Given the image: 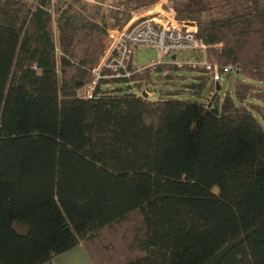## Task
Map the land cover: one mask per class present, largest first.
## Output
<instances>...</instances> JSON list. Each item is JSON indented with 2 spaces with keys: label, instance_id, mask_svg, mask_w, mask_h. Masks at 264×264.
I'll return each mask as SVG.
<instances>
[{
  "label": "trees",
  "instance_id": "obj_1",
  "mask_svg": "<svg viewBox=\"0 0 264 264\" xmlns=\"http://www.w3.org/2000/svg\"><path fill=\"white\" fill-rule=\"evenodd\" d=\"M159 1L0 0V264L77 247L92 264H264V0H171L205 51L79 94L107 30ZM162 81L179 89L142 97Z\"/></svg>",
  "mask_w": 264,
  "mask_h": 264
},
{
  "label": "built area",
  "instance_id": "obj_2",
  "mask_svg": "<svg viewBox=\"0 0 264 264\" xmlns=\"http://www.w3.org/2000/svg\"><path fill=\"white\" fill-rule=\"evenodd\" d=\"M131 20V19H130ZM129 20V21H130ZM141 47H150L157 51L159 57L168 58V62L181 64L182 56L202 53L206 49L205 42L199 37V26L196 22L179 21L176 18L171 0H168L166 8L158 12L148 13L138 17L128 26L120 30L107 32V39L99 65L92 71L90 81L80 89L82 98L90 99V94L95 90L102 72L110 78H127L129 64H132L134 51ZM174 57V60H171ZM186 63L193 67H204L205 71L211 72L213 81H220L219 69L209 65L206 61L195 62L190 60ZM156 64L140 70L153 69ZM229 68L224 69L226 73Z\"/></svg>",
  "mask_w": 264,
  "mask_h": 264
},
{
  "label": "rangeland",
  "instance_id": "obj_3",
  "mask_svg": "<svg viewBox=\"0 0 264 264\" xmlns=\"http://www.w3.org/2000/svg\"><path fill=\"white\" fill-rule=\"evenodd\" d=\"M83 1L88 3V5H90V6H94V5L98 4L97 1H100V0H83ZM102 1L104 2L102 6L104 8H107L108 7L107 6L108 0H102ZM167 3H168V0H160L156 4L150 6L146 9H142L140 11L133 12L131 14V20L124 27L128 26L132 21H135L138 17H141V16L146 15L148 13L158 12V11H160V9L166 8ZM111 30H113V29H108L107 32L111 31ZM106 39H107V37H106ZM105 44H106V42L104 43V46H105ZM131 62H132V67L134 69H138V68L140 69V68H144L147 66H151L153 64L166 63V62H168V58L159 57L157 51L153 48L141 47V48H138L134 51V53L132 55V61ZM185 76L188 78L185 79L183 81V83H190L192 81L191 77H194L195 74L194 73H186ZM163 82L164 81H162L160 84L144 85L142 87L141 92L145 93L146 96H148L149 100H157L158 97L160 96V91H163V90L164 91H172V90L179 89L176 86L164 84ZM173 82L175 84H179L175 80ZM128 86H130V84H126L123 82H117V83H113V84L110 83V84L106 85L104 87V89H107V90L123 89V90H125ZM219 86L221 88V90L219 91V96L221 99L224 97L226 91H229L230 94L233 93V86L232 85L229 86V83L227 82V80L224 76H223ZM128 91L131 93H134V94L139 93L135 87H130L128 89ZM208 95H209V86H207L203 92V96L206 97ZM179 97H180V99L187 98L186 94H181ZM114 240L116 243H118L119 237L116 236ZM119 245H120V247H122V243ZM120 251H124L123 247L120 249ZM118 255H119V253H118ZM120 256H121V254H120ZM120 256L117 259H120L121 258Z\"/></svg>",
  "mask_w": 264,
  "mask_h": 264
},
{
  "label": "crops",
  "instance_id": "obj_4",
  "mask_svg": "<svg viewBox=\"0 0 264 264\" xmlns=\"http://www.w3.org/2000/svg\"><path fill=\"white\" fill-rule=\"evenodd\" d=\"M47 264H92L82 247L63 253Z\"/></svg>",
  "mask_w": 264,
  "mask_h": 264
},
{
  "label": "water",
  "instance_id": "obj_5",
  "mask_svg": "<svg viewBox=\"0 0 264 264\" xmlns=\"http://www.w3.org/2000/svg\"><path fill=\"white\" fill-rule=\"evenodd\" d=\"M171 60H174V57H171ZM220 91V87L219 85H216V94ZM216 96V95H215ZM142 97L146 98V94L142 93ZM209 107L211 106V104L208 105Z\"/></svg>",
  "mask_w": 264,
  "mask_h": 264
},
{
  "label": "bare ground",
  "instance_id": "obj_6",
  "mask_svg": "<svg viewBox=\"0 0 264 264\" xmlns=\"http://www.w3.org/2000/svg\"><path fill=\"white\" fill-rule=\"evenodd\" d=\"M91 95H93V91L90 93ZM92 98V97H91Z\"/></svg>",
  "mask_w": 264,
  "mask_h": 264
}]
</instances>
